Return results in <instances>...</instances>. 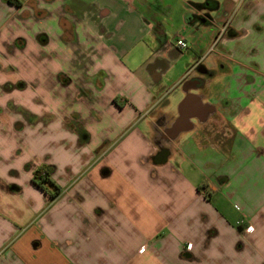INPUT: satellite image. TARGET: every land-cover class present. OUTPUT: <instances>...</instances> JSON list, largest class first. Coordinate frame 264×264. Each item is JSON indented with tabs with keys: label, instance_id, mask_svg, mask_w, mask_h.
<instances>
[{
	"label": "crops",
	"instance_id": "obj_1",
	"mask_svg": "<svg viewBox=\"0 0 264 264\" xmlns=\"http://www.w3.org/2000/svg\"><path fill=\"white\" fill-rule=\"evenodd\" d=\"M214 1L172 44L150 0H0V264H264V0Z\"/></svg>",
	"mask_w": 264,
	"mask_h": 264
},
{
	"label": "rangeland",
	"instance_id": "obj_2",
	"mask_svg": "<svg viewBox=\"0 0 264 264\" xmlns=\"http://www.w3.org/2000/svg\"><path fill=\"white\" fill-rule=\"evenodd\" d=\"M153 3V8L148 13V18L155 20L164 31L168 34L169 43H176V36L181 29V18L184 9L188 8H200L201 10H208L206 7L209 0H150ZM160 39V38H159ZM150 43V42H149ZM189 48H191L192 42L188 40ZM160 41L152 44V49H157L160 46ZM170 47V46H169ZM180 55L175 57L177 53L171 51L167 58V64L170 66L168 71L164 70V74L161 76L160 81L157 83V89L161 96L171 97L175 93H181L183 91V85L178 83L179 79L184 76L187 70V62L189 55L193 56L192 52H179ZM162 70L163 68L159 67ZM167 69V68H166ZM168 92V94H167ZM171 93V94H170ZM170 94V95H169ZM187 247V245H186ZM187 250V249H186ZM188 251V250H187ZM191 251V250H190Z\"/></svg>",
	"mask_w": 264,
	"mask_h": 264
},
{
	"label": "trees",
	"instance_id": "obj_3",
	"mask_svg": "<svg viewBox=\"0 0 264 264\" xmlns=\"http://www.w3.org/2000/svg\"><path fill=\"white\" fill-rule=\"evenodd\" d=\"M206 7L211 10H215L218 8V3L214 0H209L207 2ZM33 181L34 183L44 190L45 192L48 191V187L51 186L54 188V193H51V198L56 199L60 194H61V189L59 186H56L50 179V171L47 170L45 166L40 167L34 172L33 176Z\"/></svg>",
	"mask_w": 264,
	"mask_h": 264
},
{
	"label": "built area",
	"instance_id": "obj_4",
	"mask_svg": "<svg viewBox=\"0 0 264 264\" xmlns=\"http://www.w3.org/2000/svg\"><path fill=\"white\" fill-rule=\"evenodd\" d=\"M225 29H226V26L223 28V32L225 31ZM216 47H217V41H215L213 45L211 46L210 52L215 51ZM177 48L180 51H185L188 49V44L184 41V39H179L177 40ZM186 249L190 251L192 249V244L191 243L187 244Z\"/></svg>",
	"mask_w": 264,
	"mask_h": 264
}]
</instances>
